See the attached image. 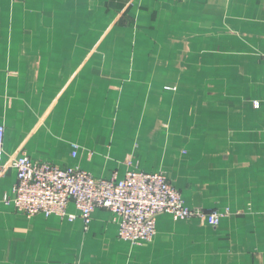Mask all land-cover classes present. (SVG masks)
I'll list each match as a JSON object with an SVG mask.
<instances>
[{
    "label": "crops",
    "instance_id": "obj_1",
    "mask_svg": "<svg viewBox=\"0 0 264 264\" xmlns=\"http://www.w3.org/2000/svg\"><path fill=\"white\" fill-rule=\"evenodd\" d=\"M209 1L223 3L224 15L230 10L238 24H264V0H0V125L4 127L0 264H264V95L258 97V107L253 106L257 116H252L251 134L238 135V153L209 158L199 167L202 174L191 177L186 188L174 184L185 206L228 211L216 227L163 214L157 218L152 241L131 246L118 238L117 223L106 210L96 209L85 231L79 218L72 223L42 215L28 219L2 202L16 182L15 170L6 164L22 155L62 168L77 167L100 179L114 173L122 176L127 169L164 170L143 149L136 151L137 160L124 164V154L133 152L131 137L122 142L114 123L109 126L101 116L47 113L41 104L29 112L21 97L9 94L6 74L25 70L26 57L32 58V68L39 62L63 63L62 49L25 55L21 41H62L63 22L87 4L114 25L123 19L132 29L172 24L176 19L177 24ZM72 144L78 147L75 158ZM119 145L127 146V151ZM69 212L76 213L72 206Z\"/></svg>",
    "mask_w": 264,
    "mask_h": 264
},
{
    "label": "rangeland",
    "instance_id": "obj_2",
    "mask_svg": "<svg viewBox=\"0 0 264 264\" xmlns=\"http://www.w3.org/2000/svg\"><path fill=\"white\" fill-rule=\"evenodd\" d=\"M223 7L209 1L177 24L131 29L83 5L63 22L62 41H21L25 55L62 49L63 63L32 68L26 57L25 70L6 74L7 92L29 112L41 104L47 113L101 116L122 142L131 137L124 164L143 149L172 186L186 188L209 158L238 153L264 95V24H238Z\"/></svg>",
    "mask_w": 264,
    "mask_h": 264
},
{
    "label": "built area",
    "instance_id": "obj_3",
    "mask_svg": "<svg viewBox=\"0 0 264 264\" xmlns=\"http://www.w3.org/2000/svg\"><path fill=\"white\" fill-rule=\"evenodd\" d=\"M3 145L4 127L0 125V175L4 169ZM70 149L75 158L77 145L72 144ZM7 166L15 170L16 182L2 202L13 206L22 216L57 217L70 223L79 218L86 231L92 213L103 209L116 221L118 238L131 246L152 241L160 215L169 214L175 220L198 219L216 227L228 213L185 206L180 191L160 171L127 169L122 176L114 173L100 179L77 167L62 168L32 161L25 155L10 158ZM70 206L76 213L69 212Z\"/></svg>",
    "mask_w": 264,
    "mask_h": 264
}]
</instances>
